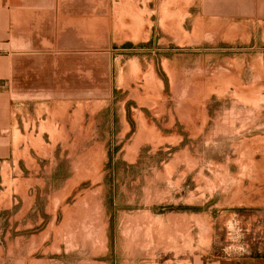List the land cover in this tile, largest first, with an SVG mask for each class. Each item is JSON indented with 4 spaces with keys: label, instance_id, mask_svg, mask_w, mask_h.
Masks as SVG:
<instances>
[{
    "label": "rangeland",
    "instance_id": "1",
    "mask_svg": "<svg viewBox=\"0 0 264 264\" xmlns=\"http://www.w3.org/2000/svg\"><path fill=\"white\" fill-rule=\"evenodd\" d=\"M88 1L16 109L0 264L264 256V5Z\"/></svg>",
    "mask_w": 264,
    "mask_h": 264
},
{
    "label": "crops",
    "instance_id": "2",
    "mask_svg": "<svg viewBox=\"0 0 264 264\" xmlns=\"http://www.w3.org/2000/svg\"><path fill=\"white\" fill-rule=\"evenodd\" d=\"M88 2L94 5L95 0ZM247 2L249 6L264 5V0ZM79 11H82L81 0H0V162L15 157V147L22 136L16 109L25 107L33 91L47 90L41 86L44 80L42 45L48 43L47 29L58 26L54 17L56 21H64L66 14L71 18L72 13ZM190 264H264V256L202 253L195 255Z\"/></svg>",
    "mask_w": 264,
    "mask_h": 264
}]
</instances>
